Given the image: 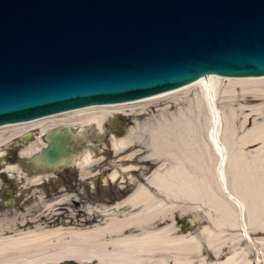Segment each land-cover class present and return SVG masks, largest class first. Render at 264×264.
Returning <instances> with one entry per match:
<instances>
[{"label":"bare ground","instance_id":"obj_1","mask_svg":"<svg viewBox=\"0 0 264 264\" xmlns=\"http://www.w3.org/2000/svg\"><path fill=\"white\" fill-rule=\"evenodd\" d=\"M219 89L222 101L238 105L240 113L229 108L224 125L215 96ZM151 104L160 107L149 113ZM205 110L206 129L201 118ZM133 111L145 119L136 121L126 136L112 140V150L131 153L129 160L138 154L136 145L143 147V158L155 164L150 174L141 176L142 183L130 182L132 190L111 206L77 208L76 194L61 190L48 200L37 195L40 206L35 210H0V264H221L208 263L211 257L203 247L219 257L220 233L234 230L231 225H237L240 237L238 233L230 240V259L250 264L237 245L242 237L250 245V229L264 233V76L202 75L178 90L144 100L90 105L30 123L3 124L0 161L3 146L21 133L26 137L39 130V138L19 150V157L31 158L45 146L43 134L51 126L81 129L80 138L88 141L105 131L106 120L115 127L118 113ZM80 154L68 163L73 162L83 178L95 161L90 153ZM5 163L7 171L24 176L18 165ZM133 170H113L108 178L116 180L120 171ZM41 179L40 174L26 178L29 185ZM176 202L186 207L176 208ZM68 206L74 216L67 213ZM174 211L192 212L206 224L184 234L173 222ZM65 213L69 226L56 222Z\"/></svg>","mask_w":264,"mask_h":264},{"label":"water","instance_id":"obj_2","mask_svg":"<svg viewBox=\"0 0 264 264\" xmlns=\"http://www.w3.org/2000/svg\"><path fill=\"white\" fill-rule=\"evenodd\" d=\"M202 75L264 76V0H0V127ZM43 137L29 172L65 166L82 144L64 124Z\"/></svg>","mask_w":264,"mask_h":264},{"label":"rangeland","instance_id":"obj_3","mask_svg":"<svg viewBox=\"0 0 264 264\" xmlns=\"http://www.w3.org/2000/svg\"><path fill=\"white\" fill-rule=\"evenodd\" d=\"M216 100H217V106L220 113V120L222 125H224L226 121L227 113L229 112V108H232L236 113H239L238 105H233L229 102V104H225V100L222 101L223 93L221 92V89H219L216 92ZM195 102V98H193ZM152 105V104H151ZM160 105H152L148 106V109L146 108L147 112L153 113L155 111L154 109L159 108ZM184 107V105H183ZM135 111L131 113H118L121 115V119H117V126L109 127L108 120L105 122V131H103L99 136H94V142L93 141H87L85 144H81L80 148L75 154L81 153L80 156H84L88 153L91 154L92 160L95 161V163L91 166V171L93 175L88 176V178H80L78 182V187L76 189L80 192H78L77 195L74 196V198H78L79 195H86L85 192V184H88L89 186V194L90 199L93 202V205L91 204H85L82 202L81 208H88V206H111L114 202L120 200L122 197H124L126 194H128L132 188L133 184L142 183V177L148 176L152 169L154 168L155 164L152 160L144 159L143 157L146 156L145 150L142 149L141 146H135V151L138 152L135 158L125 160L131 153L127 152H119L115 153L112 150V140H118L119 138H122L128 134V129L136 122H142L143 119L137 114L134 113ZM148 116V114L146 115ZM202 121L206 126H209V113L205 110L203 111V114L201 115ZM122 120V121H121ZM224 128V127H223ZM222 128V129H223ZM39 133V130L36 129ZM74 133L81 134V129H73ZM224 130V129H223ZM38 133L29 132L30 135L25 136V134H19L15 136V140L5 144L3 146V153H12L11 156H9L6 159L1 160V167L3 173L0 177V210L2 212L8 213L18 210L19 206L16 208V206H13V204L19 205L21 204V208L24 210L26 209H32L35 210L37 207L40 206V202H38L37 195L42 197L41 192L45 191L46 189H49L50 193H54L58 188L64 186V182H67V180H71L73 176H69L67 174H76L78 172L80 176V170L74 164L68 163V165H65V168L58 170V172H50L48 178L43 183H38L35 185H29L27 183L26 178L31 177V174H28L24 166L22 165L23 162L28 158L19 157V150L28 145L29 143L33 142L34 140L38 139ZM205 133V132H204ZM97 134V132H95ZM220 134H221V126H220ZM19 136L24 137L23 140L19 139ZM89 143V144H88ZM91 143V144H90ZM46 145V143H45ZM94 147H91V146ZM44 147V146H43ZM95 150H94V149ZM133 148V149H134ZM143 150V151H142ZM82 151V152H81ZM142 151V152H140ZM140 152V153H139ZM94 153V154H93ZM93 154V155H92ZM12 157V158H11ZM14 157V158H13ZM13 159V160H10ZM17 159V160H16ZM5 162H9L11 165H18L24 172V176H17L12 174L11 172L7 171L5 169ZM133 166L135 170L133 171H120V174L116 180H110L108 176L110 173H112L113 170H122L124 168ZM67 173V174H66ZM65 174V175H64ZM34 175V174H33ZM134 183H130V182ZM70 184L77 185V182L70 181ZM85 185V186H84ZM75 187V186H74ZM64 188V187H63ZM62 189H59L57 192L61 191ZM69 191L67 194L74 195L75 192ZM64 192V191H63ZM71 193V194H70ZM53 194H50V196ZM48 196V197H50ZM7 197L15 198V203H12L10 205L5 204V200ZM53 197H50L51 199ZM45 200V199H43ZM47 200V199H46ZM52 200H50L51 202ZM54 201V200H53ZM112 203V204H111ZM72 204V202L70 203ZM110 204V205H109ZM175 205L176 208H185L186 204L181 202H176ZM80 207V203L77 206V208ZM231 207V206H230ZM68 214L70 216L75 215V211H73V207L71 206L67 207ZM233 208V207H231ZM182 211V210H181ZM60 211L57 210V214ZM68 214H63L59 216L56 219V222L58 224H62L65 226H69V218L67 217ZM173 222L175 226L178 228V230L184 234L193 233L196 231V229L199 226H202L206 224L205 220H203V217H194L192 212H186L181 213L179 211H174L172 213ZM83 218V217H81ZM229 229H234L231 231H225L223 233H220V249H221V255L219 257L214 256L212 253L210 254V251L206 248V245L204 244L203 252L206 255H210V259L207 260L208 263H214V262H220L221 264H237L235 261H231V238H234L238 236L240 237V231L237 227V225H231ZM250 231V245L247 244L245 241V238L242 237L238 241V248L243 252V258L245 259V256L250 260V264H264V233L257 231V230H249ZM203 240V239H202ZM231 240V241H230ZM249 241V240H248ZM204 243V242H203ZM240 251V252H241ZM259 259H258V258ZM229 258V262H225ZM255 258L258 260L256 261ZM244 262V261H243ZM245 264V263H243Z\"/></svg>","mask_w":264,"mask_h":264},{"label":"flooded vegetation","instance_id":"obj_4","mask_svg":"<svg viewBox=\"0 0 264 264\" xmlns=\"http://www.w3.org/2000/svg\"><path fill=\"white\" fill-rule=\"evenodd\" d=\"M118 118H119V120L121 119V115L119 114L118 115ZM122 121V120H121ZM48 129V128H47ZM74 132V131H73ZM78 136L80 135V133L79 134H77ZM81 136H83V135H80V137ZM94 136L92 135L91 136V138H90V140H88V142L89 141H95L94 140V138H93ZM19 139H20V136H19ZM43 139H44V137H43ZM82 139V138H81ZM21 140V139H20ZM45 140V139H44ZM46 142V141H45ZM87 141L86 140H84L83 141V139H82V144L84 143H86ZM89 144V143H88ZM91 144V143H90ZM91 146V145H90ZM91 147H94V146H91ZM78 151V150H77ZM14 152V151H13ZM13 152L12 153H4V159H6L7 160V158L9 157V156H11L12 154H13ZM94 154V153H93ZM92 154V155H93ZM10 158V157H9ZM12 158V157H11ZM14 158V157H13ZM27 158V157H26ZM29 158V157H28ZM28 158L25 160V161H28ZM10 160H13V159H10ZM17 160V159H16ZM0 167H1V161H0ZM25 168V167H24ZM63 168H65V166H63V167H61V168H57L56 170H53V171H51V172H58V170H61V169H63ZM26 169V168H25ZM26 171H27V173L28 174H31V175H33V174H40L41 176H42V179L38 182V183H43L44 181H46V179L48 178V176H49V174H50V172H46V173H37V172H29L27 169H26ZM0 173L2 174L3 173V171H2V169H0ZM67 174V173H66ZM90 174L91 175H93V173L92 172H90L89 173V175L88 176H90ZM65 175V174H64ZM67 175H69V176H73V178L71 179V180H67V182H64V188L63 187H60V188H58L54 193H50V191H49V189H46L45 191H43V192H41V195H42V199H49L50 197H53V196H55L56 195V192L59 190V189H62L63 191H65L66 193H68L69 191H72V190H74L73 192H75V194L77 195L78 194V190L76 189V187H78V182H79V174H78V172H76V174H67ZM45 176V177H44ZM88 176H85L84 178H88ZM81 178V177H80ZM70 181H72V182H74V181H76L77 182V185H75V184H70ZM37 183V184H38ZM86 185V186H85ZM84 186H85V192L84 193H86L87 194V196L84 194V195H79V197L77 198H75L73 201L75 202V203H77V205H78V202L80 203V204H82V202L85 204L86 202H88V203H86V204H91V205H93V202L94 201H92L91 199H90V194H89V186H88V184H85ZM75 186V187H74ZM75 190H77V191H75ZM80 193V192H79ZM50 194H53V195H51L50 196ZM71 194V193H70ZM48 196H50V197H48ZM7 199L10 201V203L12 204V203H15V198H11V197H7ZM6 199V200H7ZM6 200L4 201V202H6ZM6 204V203H5ZM13 206H16V208L19 206V207H21L22 205L21 204H19V205H16V204H13Z\"/></svg>","mask_w":264,"mask_h":264}]
</instances>
